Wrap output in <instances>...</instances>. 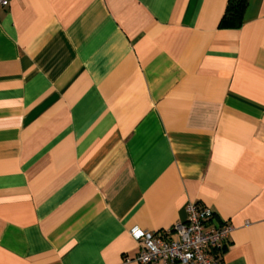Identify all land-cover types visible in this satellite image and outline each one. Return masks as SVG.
<instances>
[{"label": "crops", "instance_id": "crops-1", "mask_svg": "<svg viewBox=\"0 0 264 264\" xmlns=\"http://www.w3.org/2000/svg\"><path fill=\"white\" fill-rule=\"evenodd\" d=\"M227 1L0 9V264H140L130 229L189 202L233 227L221 264H264V0Z\"/></svg>", "mask_w": 264, "mask_h": 264}, {"label": "built area", "instance_id": "built-area-1", "mask_svg": "<svg viewBox=\"0 0 264 264\" xmlns=\"http://www.w3.org/2000/svg\"><path fill=\"white\" fill-rule=\"evenodd\" d=\"M9 3L10 0H0V9ZM185 210V220L173 226L174 238L144 232L137 226L130 229L141 247L136 257L140 264H221L220 256L233 227L228 222L212 224L214 212L206 205L189 202Z\"/></svg>", "mask_w": 264, "mask_h": 264}, {"label": "trees", "instance_id": "trees-1", "mask_svg": "<svg viewBox=\"0 0 264 264\" xmlns=\"http://www.w3.org/2000/svg\"><path fill=\"white\" fill-rule=\"evenodd\" d=\"M248 0H228L224 14L220 20V27L238 28L243 22V13ZM225 250V248H223Z\"/></svg>", "mask_w": 264, "mask_h": 264}]
</instances>
